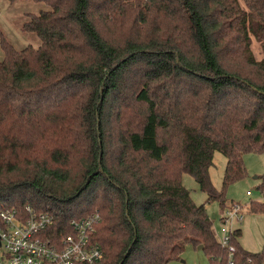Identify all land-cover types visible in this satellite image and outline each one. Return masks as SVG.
<instances>
[{"label": "trees", "instance_id": "trees-1", "mask_svg": "<svg viewBox=\"0 0 264 264\" xmlns=\"http://www.w3.org/2000/svg\"><path fill=\"white\" fill-rule=\"evenodd\" d=\"M31 1L46 6L24 24L37 48L0 42V209L47 212L64 234L97 213L93 264H167L184 244L226 264L180 175L222 210L242 156L264 152V0ZM238 236L232 264H263Z\"/></svg>", "mask_w": 264, "mask_h": 264}, {"label": "rangeland", "instance_id": "rangeland-1", "mask_svg": "<svg viewBox=\"0 0 264 264\" xmlns=\"http://www.w3.org/2000/svg\"><path fill=\"white\" fill-rule=\"evenodd\" d=\"M241 9H244L241 0H238ZM46 10L43 3L33 2L31 0H0V42L3 40L10 45L13 50L19 51L24 47L30 46L37 48L39 41L33 33L25 32L24 24L30 16H36L39 12ZM164 24L168 21L161 18ZM125 24V23H124ZM114 30V29H112ZM249 50L254 60L261 58V53L253 37L249 36ZM2 52L0 50V60ZM225 166L224 157L215 152L212 155V165L208 168L207 174L211 186L215 191L220 192L221 178ZM242 166L244 176L231 182L223 190V198L229 207L232 204L240 208V219L232 220L230 227L239 230V236L236 239L238 246L249 253L264 252V211H251L252 203H260L262 196L259 195L256 186L257 179L264 172V152L246 153L242 156ZM180 184L187 190L190 200L195 205H203L209 215L218 213L216 202H206V195L202 193L193 179L186 175H180ZM245 191L249 196H245ZM212 229L215 238H219V221L213 220ZM167 264H209L207 257L201 249H197L190 244H184L178 259L171 260ZM264 264V263H263Z\"/></svg>", "mask_w": 264, "mask_h": 264}, {"label": "built area", "instance_id": "built-area-1", "mask_svg": "<svg viewBox=\"0 0 264 264\" xmlns=\"http://www.w3.org/2000/svg\"><path fill=\"white\" fill-rule=\"evenodd\" d=\"M245 192V196H249ZM261 203L264 205V197ZM240 208L232 204L219 217V247L226 250L227 262L232 264L234 248L229 238L234 229L232 220L239 221ZM98 215L91 212L67 225L70 233L54 232L53 218L47 212L35 211L25 206L22 211L0 209V264H93L102 253L92 241ZM214 234V231H213ZM215 236V235H214Z\"/></svg>", "mask_w": 264, "mask_h": 264}, {"label": "crops", "instance_id": "crops-1", "mask_svg": "<svg viewBox=\"0 0 264 264\" xmlns=\"http://www.w3.org/2000/svg\"><path fill=\"white\" fill-rule=\"evenodd\" d=\"M246 192V191H245ZM227 202V201H226ZM226 204H229V203H226ZM226 208V207H225ZM225 208H223V209H225ZM222 209V210H223ZM222 210H220L219 208H218V213L216 214V215H214V220H218L219 221V217H220V214H221V212H222ZM206 211V210H205ZM206 213L207 214H209L207 211H206Z\"/></svg>", "mask_w": 264, "mask_h": 264}, {"label": "water", "instance_id": "water-1", "mask_svg": "<svg viewBox=\"0 0 264 264\" xmlns=\"http://www.w3.org/2000/svg\"><path fill=\"white\" fill-rule=\"evenodd\" d=\"M210 219H212V220L214 219V215H213V214H211V215H210ZM196 248H197V249H200V248H201V246H200V245H198Z\"/></svg>", "mask_w": 264, "mask_h": 264}]
</instances>
